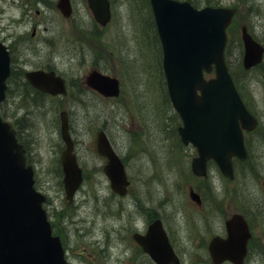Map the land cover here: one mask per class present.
Wrapping results in <instances>:
<instances>
[{"label":"rangeland","instance_id":"374dc122","mask_svg":"<svg viewBox=\"0 0 264 264\" xmlns=\"http://www.w3.org/2000/svg\"><path fill=\"white\" fill-rule=\"evenodd\" d=\"M56 1L39 2L36 8L40 13H36L29 5L34 3L0 0V40L9 45L11 60L19 62L25 57L29 61L26 65L34 67L52 58L68 75H81L88 71L91 63L97 62L96 54H111L113 61L107 63L105 55L102 61L108 64L112 73L120 75L124 99L110 103L91 95L81 97L80 101L49 99L48 96L18 100L11 90L0 105V111L8 121L12 117L19 118L18 126L25 130L38 181L36 185L47 197L43 207L50 220L58 218L68 264H90L95 259V252L100 255L101 264H125L123 255L129 254V250H125V243L118 238L112 225L119 226L122 221L128 225L133 219L141 222V214L133 209L134 196L148 205L159 201L157 196L161 199L164 196L184 210L186 186L177 180L182 167L179 164L175 165L177 169L168 170L174 166L171 147L176 143L173 128L178 126L179 118L169 101H165L158 45L146 13L148 8L141 4L144 0H111L112 18L102 29L96 28L97 23L85 0H71L73 10L68 18L62 17L56 9ZM188 1L198 8L208 4L237 5V0ZM33 27L36 31L31 36ZM227 59L237 77V43L227 53ZM60 105L68 110L74 151L85 174L71 203L64 198L58 168L60 148L63 147L58 132ZM99 128L105 129L116 152L126 162L131 186L125 197L111 191L102 171L104 159L96 153L94 145ZM248 139L251 154L246 164L238 166L237 195L236 185H227L216 167L211 165L208 175L212 196L208 195L207 200L211 208L220 205L224 210L229 206L227 213L235 209L236 196L237 211L257 205L252 207L259 212L260 219L252 230L258 241L250 248L247 264H264V190L261 185L264 179V129L258 128ZM181 152L183 158L179 151L174 158L178 162L183 159L181 165L188 167L194 148L185 146ZM220 220L211 209V231L219 229ZM210 230L193 241L186 239L182 232L184 264H192V260L207 264L206 253L200 245L202 240L207 242ZM114 257L120 262L111 261ZM138 264L152 263L141 258Z\"/></svg>","mask_w":264,"mask_h":264},{"label":"water","instance_id":"95a60500","mask_svg":"<svg viewBox=\"0 0 264 264\" xmlns=\"http://www.w3.org/2000/svg\"><path fill=\"white\" fill-rule=\"evenodd\" d=\"M87 1L95 20L104 25L110 17L108 0ZM150 4L161 44L168 95L182 120L178 132L184 143H193L198 151L191 163L193 172L205 174L206 160L212 158L224 175L232 177L231 157L246 156L237 129V92L223 58L225 27L234 9L210 6L196 9L187 1L177 0H150ZM58 7L65 15L69 14L68 0H60ZM212 65L215 76L205 79L203 72H210ZM7 74L8 56L0 45V101L4 98ZM26 75L43 91L65 92L62 80L52 72L32 71ZM91 78V83L103 93L117 94L116 81L107 83L99 75ZM60 119L62 138L67 145L61 159L64 185L66 197L71 199L81 181V170L71 152L63 112ZM97 151L108 158L104 172L113 189L124 193L127 180L123 165L103 131L97 133ZM32 183V170L25 166L22 148L9 123L0 119V264H66L59 239L51 236L41 208L44 197L33 189ZM236 217L237 230H229L225 242L218 237L210 242L215 261L230 258L241 264L249 232L241 215L234 216L231 222L234 224Z\"/></svg>","mask_w":264,"mask_h":264},{"label":"flooded vegetation","instance_id":"af4514ba","mask_svg":"<svg viewBox=\"0 0 264 264\" xmlns=\"http://www.w3.org/2000/svg\"><path fill=\"white\" fill-rule=\"evenodd\" d=\"M27 1L29 2L30 0ZM44 1L46 4H49V0H33V3L36 2V4H39V2L42 3ZM36 12H39L38 9H36ZM32 29L31 36H34L36 30L34 27ZM245 33H247L258 45H260L262 51L260 59L254 62L253 57H250L248 60L250 63L248 65L244 64L246 51L243 34ZM7 46L9 47V45ZM27 63H29V61L25 57L21 58L19 62L11 60L13 77L9 79L6 86L7 90H12L17 96L37 94L49 96L51 98H58L59 100H64L66 97L72 95L84 96L86 98L91 97V95L101 96L86 83L85 72L81 75H68L65 71H62L56 66L52 58H47L44 62H40L34 67L30 65L27 66ZM33 69L54 70L56 74L63 77L67 88L66 95L52 96L34 90L24 75L26 71ZM93 69L101 70L99 66L91 63L88 70ZM15 78L17 79L15 80ZM235 83L244 105L249 113L257 120L256 127L264 128V0H237V78H235ZM101 97L110 102L114 101L113 98ZM22 113L26 114V112ZM15 118L17 120L15 123V130L19 136H25V132H20V129L17 126L19 118ZM189 185L190 184H188V186ZM192 186L204 200H202L200 204H197L192 200L185 199L184 210H180L179 206L171 203L167 197L155 202L153 205H148L145 202H135V205L133 206L135 213L138 212L142 215L141 226L139 227L140 233H145L152 220L158 219L161 221L175 252L180 258L181 264H184L181 252V247L183 246L182 232L185 233V238L188 240L193 241L195 239H199L203 234L210 230L211 209H213V211L217 213L220 218L224 219V221L232 213L237 212V196L234 211L229 212V216L226 217L228 214L227 212L230 209L229 206H226L224 210L220 205L211 208L210 203L207 200L209 193L204 179L194 177ZM220 234L223 237L226 235L225 227L223 225L220 226ZM200 247L201 249L204 248L207 257V264H213L209 254L207 253L205 242L203 240ZM199 253L200 252H198V255ZM144 255L145 253H142L141 249L137 246L134 250H132L130 256L125 259L124 263L138 264ZM197 263L201 264L199 261L192 260V264Z\"/></svg>","mask_w":264,"mask_h":264}]
</instances>
